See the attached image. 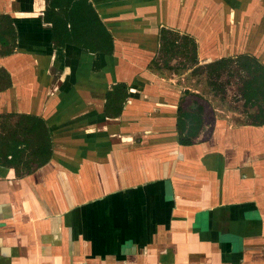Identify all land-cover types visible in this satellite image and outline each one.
<instances>
[{"label": "crops", "instance_id": "crops-1", "mask_svg": "<svg viewBox=\"0 0 264 264\" xmlns=\"http://www.w3.org/2000/svg\"><path fill=\"white\" fill-rule=\"evenodd\" d=\"M87 1L111 55L55 46L45 0H0L16 34L0 122L41 119L52 148L20 177L0 165V264H264V124L209 112L193 132L176 84L220 59L264 66V0ZM162 31L195 62L161 60Z\"/></svg>", "mask_w": 264, "mask_h": 264}, {"label": "trees", "instance_id": "trees-1", "mask_svg": "<svg viewBox=\"0 0 264 264\" xmlns=\"http://www.w3.org/2000/svg\"><path fill=\"white\" fill-rule=\"evenodd\" d=\"M45 1L47 7L44 20L51 24L52 42L55 46L63 47L66 44H72L84 51L94 50L106 55L113 53V39L87 0ZM170 35L167 31L161 32V54L168 55L172 49H181V55L189 54V59L195 62V51L189 45L188 38L182 37V43L177 45ZM15 40L16 34L10 18L1 16V56L13 52ZM189 47H192L193 52L189 51ZM232 66H235L236 70L246 73V77L241 78V86L238 87L239 97L244 101L245 106L249 105L258 110L254 117L255 124L263 125L264 66L255 57L241 55L236 58L220 59L199 66L194 71L206 74L208 83L214 90L215 86H219L217 85V81H220L218 79L225 72H228V76L233 74ZM1 75H3V88H6L10 84L9 77L4 71ZM125 89V85H117L111 95L118 94L120 96ZM12 117L14 115L3 116V123L0 127V165L13 168L16 175L20 177L48 162L52 154L51 140L46 124L41 119L31 117L33 121L31 123L29 121V128H26L25 125L22 126L18 123L11 124Z\"/></svg>", "mask_w": 264, "mask_h": 264}, {"label": "rangeland", "instance_id": "rangeland-1", "mask_svg": "<svg viewBox=\"0 0 264 264\" xmlns=\"http://www.w3.org/2000/svg\"><path fill=\"white\" fill-rule=\"evenodd\" d=\"M179 53L180 52H171L168 55H160V57H162L161 60H164L165 58L170 60L173 58L172 63L174 62V65H176L177 69L184 63H190V59L188 57L189 54L184 56ZM181 70L182 69L177 71V73H183ZM194 70H190V72L184 75L186 78H179L180 80H178L176 83L177 86H181L182 88L183 86L186 87L184 93L186 96H190L187 100L188 105L183 107L184 110L181 115L185 113V116L183 114V119L188 118L190 125H194L192 127L193 132H200V129H202V116L206 118V122L210 121L209 112L212 114L223 115L224 113H227L224 111H230V113H232V116H230L232 120L237 118L236 121L242 123H250L255 121L254 117L256 115V109L250 107L249 105L245 106L244 101L240 100L238 92V87L241 86V78H245L246 73L240 72L236 70L235 66H232L231 72H233V74L228 76V72H225L224 75L218 79L220 81H217V85L219 86H215L213 90L208 83L209 80L206 74H200L198 71ZM193 77L195 78L194 81H192ZM183 82L185 85L182 84ZM194 91H196V93H194ZM192 96L197 97V100H194ZM190 101H193L194 103H191ZM186 115L188 116L186 117ZM29 121L31 123L33 118L18 116L17 118L12 117L10 119L11 124L18 123L22 126L25 125L26 128H29ZM2 123L3 122H0V125Z\"/></svg>", "mask_w": 264, "mask_h": 264}]
</instances>
